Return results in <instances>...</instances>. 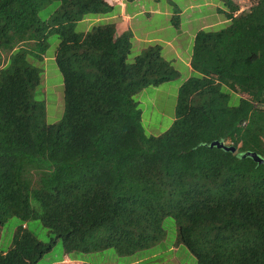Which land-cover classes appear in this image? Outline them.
Here are the masks:
<instances>
[{"label":"trees","instance_id":"16d2710c","mask_svg":"<svg viewBox=\"0 0 264 264\" xmlns=\"http://www.w3.org/2000/svg\"><path fill=\"white\" fill-rule=\"evenodd\" d=\"M219 1L228 26L195 34L198 76L179 88L170 128L146 136L133 97L178 76L159 46L128 64L131 31L76 32L86 17L113 12L106 0H0V228L22 223L0 264H37L57 241L67 257L133 255L164 238L167 217L196 264H264V163L242 158L264 160V0H247L243 11ZM53 34L64 114L47 124L32 62H43ZM215 141L236 153L210 148ZM31 220L49 242L23 228Z\"/></svg>","mask_w":264,"mask_h":264},{"label":"rangeland","instance_id":"374dc122","mask_svg":"<svg viewBox=\"0 0 264 264\" xmlns=\"http://www.w3.org/2000/svg\"><path fill=\"white\" fill-rule=\"evenodd\" d=\"M241 5V11L247 8V0H234ZM122 5V6H121ZM113 12L103 16H88L77 23L75 31L85 33L94 26L115 24L120 26L121 10L131 20V52L126 62L134 59L150 46H159L164 60L178 72V76L162 83L158 87H148L133 98L141 111V124L146 136H159L165 133L175 118V107L181 85L191 77L198 76L190 67L193 39L199 31H219L228 26L229 21L223 12L227 8L219 0H135L131 3H112ZM59 7L58 1L45 6L39 11V18L47 20ZM223 11V12H221ZM177 16L178 26L172 21ZM123 18V17H121ZM129 30V31H130ZM59 43L58 36L48 38V49L42 63L32 62L41 70V83L34 90L33 99L42 103L46 112V123L55 124L64 114L63 81L54 60ZM239 96L232 93L230 106H236ZM22 223L18 218H11L0 228V250H7L12 242L15 230ZM39 241L49 242L51 235L37 220L23 224ZM164 238L153 247L138 251L133 255L120 256L114 249L95 253L63 254L60 241L46 253L37 264H196L195 257L177 241V227L171 217L162 224ZM62 260V261H61Z\"/></svg>","mask_w":264,"mask_h":264},{"label":"water","instance_id":"95a60500","mask_svg":"<svg viewBox=\"0 0 264 264\" xmlns=\"http://www.w3.org/2000/svg\"><path fill=\"white\" fill-rule=\"evenodd\" d=\"M213 147H217L218 149H223L224 151H227V152L236 153V148L235 147L226 146L224 143H220L218 141L212 142L210 144V148H213ZM246 157H249V158L253 159L254 162H256V163H258L260 165L264 163V160L261 159L256 153L248 152V153H245V154L242 155V158H246Z\"/></svg>","mask_w":264,"mask_h":264},{"label":"crops","instance_id":"0c3cea01","mask_svg":"<svg viewBox=\"0 0 264 264\" xmlns=\"http://www.w3.org/2000/svg\"><path fill=\"white\" fill-rule=\"evenodd\" d=\"M106 1L112 6V3H118L119 2V4H120V2L122 0H106ZM123 11H124V8H123V10H121V15L118 16V18H120L122 20L121 23L119 24L120 26L116 27L117 31H118V34H121V33L125 32L127 30H130V28L128 27V23L131 20V18L129 16H126L123 13ZM121 17H123V18H121Z\"/></svg>","mask_w":264,"mask_h":264}]
</instances>
